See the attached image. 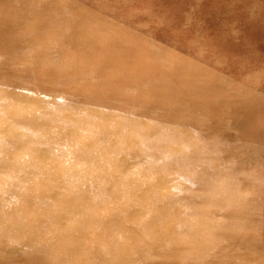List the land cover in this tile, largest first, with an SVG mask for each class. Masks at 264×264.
<instances>
[{"label":"rangeland","instance_id":"1","mask_svg":"<svg viewBox=\"0 0 264 264\" xmlns=\"http://www.w3.org/2000/svg\"><path fill=\"white\" fill-rule=\"evenodd\" d=\"M7 92L20 107L44 105L35 109L34 121H16L21 143L7 153L16 152L19 166L6 174L19 175L6 192V208L25 216L9 231L2 221L8 215H2L0 237L35 229L26 213L55 212L57 196L43 197L40 210L34 196L40 182L63 170L69 186L81 179L79 197L86 187L95 192L105 184L90 178L101 156L78 152L85 137L102 138L103 149L106 137L121 134L131 147L159 158L127 171L143 181L135 191L125 175L92 205L86 201L90 216L116 217L112 229L122 228L130 209L136 212L130 222L147 221L105 246L112 257H54L47 251L80 248L54 242L36 247L37 254L20 244L22 252L12 254V245L2 241L0 264H264V0H0V96ZM169 161L178 163L165 168ZM162 176L177 182L170 195L154 191L147 211H139L137 193H151ZM44 224L32 240L53 241L59 224ZM134 234L153 242L135 244ZM131 245L145 256L127 259L135 253L129 254Z\"/></svg>","mask_w":264,"mask_h":264},{"label":"bare ground","instance_id":"2","mask_svg":"<svg viewBox=\"0 0 264 264\" xmlns=\"http://www.w3.org/2000/svg\"><path fill=\"white\" fill-rule=\"evenodd\" d=\"M131 46H133V45H131ZM71 93H73V92H71ZM8 94H10V93L7 92L3 97L0 96V100H3V103L6 106L5 110L8 109V107H10V106L13 105V107L9 108L6 111L5 110H0V119L3 120V123L0 125V133H6L5 136L4 135L1 136V134H0V153H1L0 154V177L1 176H4V175L6 176V179L0 183V210L1 211L2 210L4 211L5 209H6V211H8V209L6 208V207H8V205H7L8 203L6 204V202H8L7 200H8L9 194L6 193V192H8V189L9 188H11V185L12 186L14 185L15 179H13V178L16 176V173H18V172L14 173L13 177H11V178H10V175L9 176L7 175L8 174L7 172L12 171V170L7 171L9 169V167L12 168L14 170V172H15L16 168H18L17 167V165L19 164L18 161L20 160V159L19 160L17 159V156L18 155L16 154V152L7 153L8 151H10L9 149H11L13 147L15 149V146H17L19 143H21V141H20V133H18V131L16 129V126H15L16 125V121H18L20 119H23L24 117H26V118L27 117L32 118V121H34V119H36V116L35 115L37 114V113L34 112L35 109L38 108V107H40V106H43L44 105V104L42 105L40 103H36V104H32L30 106L24 104L23 107L22 106L20 107V105L19 106L16 105L17 104V100L13 99V101H12V99H9L8 98ZM111 109L113 110V108H111ZM28 110L31 113L28 112ZM122 111H124V110H122ZM47 112H49V111H47ZM46 115H47V113H46ZM51 115H53V114H51ZM118 118H120V117H118ZM90 121H91V119H90ZM59 122H61V121H59ZM47 123H48V121L45 120L44 121V124H47ZM91 123H92V121H91ZM91 123L89 122V124H91ZM171 123H173V122H171ZM18 125H19V123H18ZM202 125H203V123H202ZM100 129H101V127H100ZM205 130H207V129H205ZM137 132H138V130H137ZM96 133H98V132H96ZM105 133H107V132H105ZM27 134H29V133L28 132H25L24 135H23V137L26 138L27 137L26 136ZM173 134H175V133H173ZM45 136H47V135H45ZM95 139H96L95 136L92 137L90 135L88 137L83 138L82 140H79L77 142V144H78V146L80 148V150L78 152L81 153V154H84L85 156H88V157L91 156V157L97 158V157H100L101 156V159L97 160V163H96L97 165H96V167H94L96 170H94L92 172V174H91L92 176H90V178L91 177L92 178H97V177L99 178V177H101L102 180L105 181V184L102 187H100L98 189V191H95L96 193L94 191L93 192L90 191V189L88 187H86L85 188V191L83 193H81V197H79L75 193L77 192V189L78 188H83V186L81 185V184H83V183H81V179H76L79 176L76 177L75 178L76 180L71 181L70 182V186H69L67 173L65 174L64 173V170H63V172H61V173L57 174L56 176H54L53 179H49V181L47 183H45V181L40 182V184L37 185L38 186V190L35 192V196H34L35 197V201H34L35 208L34 209H39L41 207V205H42L41 203L44 201L42 199L43 197H50V196L56 197L57 196L56 203L54 205H52V202H51V207H54L55 212L52 215L48 216V217H43V215H38L37 216L36 214H34L35 213L34 211H32V213H26L27 217H25V219H27L29 216L33 217V218H31V219H33V223L28 224V226L30 225L32 228H35V229H31L29 227L31 229V230H29V232H26V231L23 232V231H21L22 236H18L19 234H17V237L18 238L16 236H15L16 238L15 237L10 238L9 237V235H10L9 233H4L3 232L2 235H1V237H0V242L3 241L5 243H8V244H11L12 245V249H10V251L7 252V253H12V254L17 253V254H19L18 252H22V250H19L17 247L20 244H22V245L26 244V245L31 246V248H32L31 250H27V252L28 253H31V254H34V253H36L37 250H39L36 247H40L42 245H49L50 244L49 242H52V243L54 242V243H59V244L60 243L61 244L64 243L66 246H73V247L80 246V248H83V249H80L79 248V249H68V250L62 248L63 249L62 251H52L51 249L48 250L47 253L49 252L50 255H52L54 257L61 258V257H64V255H73V256H75V255H84V256H86V255H89V254H92V255H95V256H98V257H112L114 255L113 249H110V248L105 247V246L108 245L109 243H111V241L115 238V236H117V235H124V236H122V238L123 237H129V235L126 236L128 233H130L132 231L142 230V229H144V227L147 226V224H146L147 221H145L143 223L130 222V220H132L133 216H135V213H136V212H131V211H133V209L132 210L130 209V210H127L126 211V215H127L126 217L128 218L129 221L127 220L126 222H123L122 223V228L119 227L120 230L112 229L113 228V221H115L116 217L114 215H111L110 216L109 214L104 215V216H99V217L97 216L96 217V216H94L95 213L94 214L92 213V216H90L89 214H91V213H89V210L91 208H90V206L88 205V203L86 201L87 200H90L89 202H91V200H96L98 197L103 196L104 194H102V193H105V191L107 189H113L114 186L125 175H128L127 177H129V180H130V187H129V189L135 191V189L137 188V185H139V181H142V180L139 179L141 177L138 174L129 175L127 171L130 169V167L132 165H135V164H142L143 165L145 162L148 163V161H154V159L155 160H158V158H159L158 157V154L157 153H153V152L148 151V150H145V149H143L141 147H136V146L131 147L130 146V143H129V139H124L123 137H121V134H120V136L118 134V135L113 136L111 138L106 137V139H104V141H106L107 146L106 147H103V149L100 146V142H103L101 140L102 138L96 139V140ZM98 140L100 142H97ZM153 149H155V148H153ZM158 151H159V149H158ZM166 152H169V151H166ZM22 154L26 155L25 153H22ZM173 162L175 164H176V162L178 163V161H169V162H166L164 164V167L167 168L169 166H173V164H172ZM147 163H145V165H148ZM85 165H86V162H85ZM161 167H163L162 164H161ZM6 168H7V170H6ZM107 168H109V170H107ZM78 169H79V167H78ZM75 170L77 171V168ZM72 172H73V170H72ZM158 172H160V171H158ZM23 173H25V172H23ZM11 174H12V172H11ZM80 174H81V172H80ZM18 175H19V173H18ZM82 175H83V172H82ZM7 176H8V178H7ZM104 177H105L106 180H104ZM145 178H144L145 179L144 181H150L153 177L148 176V177H145ZM16 180H18V178H16ZM167 180L168 181H171V182H169V184H168ZM173 180L174 179L171 178V177L170 178H166V177H163L162 176L161 179L157 180L155 183L152 184V186L150 188L151 189V193H146L145 191L138 192L137 195L141 196L142 197V200H143V203L141 204L142 206H140L138 208L139 211L144 212V213L147 211V207H148V205H150L149 200L150 201L152 200V198H153L152 196H153V192L154 191H157L158 193L164 194L166 196V198H167L168 197L167 195H170V193H171L169 191L170 188H171V186L176 185V183H177V182H175ZM30 181H31V179H30ZM164 181L168 185H166L165 183H163ZM20 183H21V180H20ZM98 183H100V181ZM22 184H25V183H22ZM26 185H29V184H26ZM23 187H25V186L23 185ZM23 187H21V188H23ZM18 188H19V185H18ZM21 188H19V189H21ZM94 189H95V187H94ZM119 191H120V189H119ZM112 192H114V191L112 190ZM20 194H19V197H20ZM58 195H61V196H58ZM114 198H115V196H114ZM15 200H16V198H15ZM52 200H54V199L51 198V201ZM46 201H47V199H46ZM166 201H167V199H166ZM90 204L92 205V202ZM95 205H98V204L95 203ZM3 206H4V208H3ZM94 207H96V206H94ZM117 208H118V206H117ZM117 208H114V209H117ZM41 210H43V209H41ZM1 211H0V213H1L0 214V217L2 215H6V216L8 215V217L2 216V219L4 217V219L2 220L3 221V230L13 231V228L14 227L15 228H19L18 226L22 223V221H19V220L21 219V217H22V215L24 213H21L19 211H12L11 210V212L8 211V213H7L5 211L6 213L4 212L5 214H3V212H1ZM106 213H109V211L106 212ZM158 214H160V211L159 210L157 212H155L154 215L157 216ZM23 216H25V215H23ZM150 217H152V216H150ZM166 217H168V216H165V218ZM53 219H56L57 221L56 220H53ZM178 219H180V218H178ZM52 221H53V228H54V224H57V223L60 226L59 229L56 228L54 230V233H55V231L58 230L57 233L54 234L53 231H52V235L54 234L53 236L51 235L52 237H54L53 238V241H52V239L46 240L44 238H43L44 240H37L38 237H37V239L35 238L36 240H34V239L32 240L31 239L33 232L35 233V231H41L40 228L42 229V227H43L42 225H45L44 223H46L48 226H52V224H51ZM54 221H55V223H54ZM30 222H32V221H30ZM28 223H29V220H28ZM173 224H169L168 225V230H172L173 229V226H174ZM23 226H24V224H23ZM186 226H188V225L186 224ZM24 227H22V228H24ZM29 228L26 227L25 229L28 230ZM53 228H50V229H53ZM25 229H21V230H25ZM88 229H89V231H88ZM194 231H192V232H194ZM220 231H222V230H220ZM223 231H224V229H223ZM37 233H39V232H37ZM156 233L157 232L154 231V235L157 237V239L155 241L157 242L159 235H157ZM46 234H48V233H46ZM203 235L204 234H202V236ZM35 236L36 235L34 234V237ZM45 236L46 235L44 234V237ZM178 236H179V234H178ZM180 236H179V238H180ZM192 236H193V234H192ZM136 237L137 238H135V241H133V243H135V244H138L140 242H143L144 240H146L147 242H149V241H152L153 242V240L145 239L144 236H143V238H141L142 235H141V237L140 236H136ZM117 238H118V236H117ZM191 239H192V237H191ZM215 241H216V239H215ZM136 242H138V243H136ZM40 243H42V244H40ZM113 243H115V242H113ZM119 243L121 244L123 242H120L119 241ZM65 245H61V246H65ZM114 245H117V244H114ZM125 245H127V244L125 243ZM156 245L159 246L160 244H156ZM61 246H59V247H61ZM99 246H101V247H99ZM131 246H130L129 249H131L133 251L130 252V253L129 252H127V253H129V254H132L133 252H135V253H134V255L132 254V256L131 255H128V256L126 255L125 257L127 259L137 258V259H135V261H136L139 258H142L143 256H145V250L141 249V246H138V245L137 246H132V247ZM56 248H58V246ZM156 248H157V246H156ZM146 250H147V247H146ZM148 250L155 251L156 249L154 247V248L148 249ZM216 253H218V252H216ZM150 257H152V256H150ZM250 257H252V256H250Z\"/></svg>","mask_w":264,"mask_h":264}]
</instances>
